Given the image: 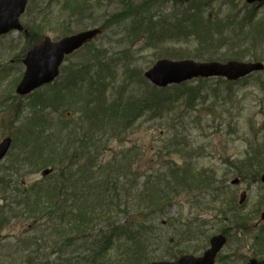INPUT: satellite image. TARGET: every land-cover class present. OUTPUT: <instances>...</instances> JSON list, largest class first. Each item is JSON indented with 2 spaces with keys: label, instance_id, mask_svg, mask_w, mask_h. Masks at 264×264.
I'll return each mask as SVG.
<instances>
[{
  "label": "rangeland",
  "instance_id": "1",
  "mask_svg": "<svg viewBox=\"0 0 264 264\" xmlns=\"http://www.w3.org/2000/svg\"><path fill=\"white\" fill-rule=\"evenodd\" d=\"M131 1L94 0V8L82 18L70 15L67 5L63 8L64 0H29L21 18L29 29L28 35L12 31L0 36V141L6 136L13 138L11 150L0 164V177L11 174L27 186L41 181L44 168L37 170L36 161L44 137L51 136L54 142L53 134H61L59 142L62 143L66 134L76 130L78 136L91 141V155L98 156L101 161L111 159L122 149L127 152L138 146L135 152L140 153L141 161L133 165L131 172L140 176L141 184L161 164L159 155L172 158L179 165L184 157L196 170L213 174L218 188L203 192L200 197L182 196L177 204L165 210L157 219L150 259L171 260L166 252L167 247L174 245L180 246L178 250L184 252L182 255H202L210 246L211 236L227 232L228 242L217 264H247L251 258L264 260V221L261 219L264 184L257 182L254 168L244 176L235 170L254 154L255 149L264 151V71L254 73L231 88L215 79L203 84L194 82L202 90L194 101L187 102V95L178 99L172 93L174 99L170 108L166 106L164 111L149 109L125 133H120L121 130L111 123L92 126L90 121L80 122L81 117L86 119L81 112L84 102L76 103L81 97L78 99L75 91L71 93L65 88L69 67L83 66L82 73L90 71L94 77L101 72L105 80L103 88L109 95L116 96L121 86L128 93L139 95L143 92L142 82L151 85L144 73L161 58L264 62V3L248 4L245 0ZM134 9L140 13L127 18L121 16L123 11L130 14L129 10ZM111 15L119 16L108 22ZM138 21L145 24L139 33V30L133 31ZM105 23L109 24L99 37L66 60L54 83L26 96L16 93L26 69L23 59L34 44L46 36L58 40ZM32 28L38 31L33 32ZM94 90L92 98L99 92L98 86ZM57 92H60L59 98ZM154 113L157 117L152 119ZM64 121L67 123L62 125ZM75 147L77 143L70 149ZM178 148H183L184 152L177 153ZM28 154L22 168L25 174L18 178L10 168ZM131 155L134 156L128 154L129 161H133ZM259 156L264 159V152ZM235 178L241 179L239 184H232ZM244 190L248 197L239 205ZM3 203V195H0V204ZM230 204L241 217L250 218L241 228L235 226L228 212ZM225 210L226 216L222 214ZM10 216L12 220L0 227V264H26L21 246L16 249V245H19L20 233L30 223L23 217L16 219L7 215ZM196 217L203 223L201 230L210 233L207 240L202 235L195 240L185 239L183 225ZM178 232H181L179 238L176 237ZM179 239L182 242L178 243ZM50 258L55 260L57 253H52Z\"/></svg>",
  "mask_w": 264,
  "mask_h": 264
},
{
  "label": "trees",
  "instance_id": "2",
  "mask_svg": "<svg viewBox=\"0 0 264 264\" xmlns=\"http://www.w3.org/2000/svg\"><path fill=\"white\" fill-rule=\"evenodd\" d=\"M130 3L134 6L132 1ZM65 5L66 9L71 10L70 15L84 18L94 8L95 2L64 0L63 8ZM129 11L130 14L123 11L121 16L127 18L140 13L135 9ZM118 16L111 15L108 22L115 21ZM108 24L105 23L102 28ZM141 25V22H136L133 30L141 29ZM35 30L38 31V28ZM67 71L69 80L65 88L71 93L75 91L78 99L81 97L75 100L76 103L84 102L81 112L87 120L81 117L80 122L90 121L92 126L111 123L121 130L120 133L134 126L149 109L164 111L166 106L170 108L174 99L172 96L179 99L187 95V102L194 101L202 90L200 85L195 86L193 83L197 81L203 84L214 80L198 79L165 89L147 86L142 82L145 90L139 95L125 92L121 86L114 96L103 88L105 80L101 72H97L95 77L90 71L83 74V66ZM216 80L232 87V83L221 78ZM95 86H98L99 92L92 98ZM60 92H57V98ZM172 93L174 95L171 96ZM61 97L64 98V95ZM156 117L154 113L151 118ZM76 131L66 134L62 143L59 142L61 134H53L54 142L51 136L44 137L37 151L36 169L51 167L54 171L41 181L27 186L11 174L0 177V195H3L5 202L0 204V227L3 228L12 220L7 215L29 221L30 224L25 226L17 239L19 245H16V249L21 246L26 264H150L156 259H150L149 256L153 254L151 248L155 246L152 241L155 238L154 231L158 228L157 219L165 214L170 205L177 204L182 196L200 197L203 192L214 191L215 177L205 170H196L184 157L183 163L179 165L177 161L163 158L161 154V164L141 184L140 176L131 172L133 165L141 161L140 153L135 152L138 146L127 152L122 149L111 159L101 161L98 156L91 155V141L87 138L84 140ZM73 139L74 142H71ZM75 143L77 147L70 149ZM257 151L252 158L237 166L238 175L251 173L253 168L256 175L264 172V159L259 156L264 151L260 148ZM176 152L182 154L184 149L178 148ZM127 153L134 154L131 155L133 161H129ZM28 156L24 155L21 161L10 168L18 178L25 174L22 168ZM228 212L232 214L233 221L240 220L241 215L233 211L232 204ZM222 214L228 215L226 210ZM190 220L182 224L185 226V239L195 240L202 235L207 240L210 234L201 230L203 223L197 217ZM180 234L178 232L176 237L179 238ZM180 242L181 239L178 240ZM176 246L167 247L168 257L177 258L184 253L178 250L180 246ZM175 248L177 251H173ZM52 253H57L55 260L50 258Z\"/></svg>",
  "mask_w": 264,
  "mask_h": 264
},
{
  "label": "water",
  "instance_id": "3",
  "mask_svg": "<svg viewBox=\"0 0 264 264\" xmlns=\"http://www.w3.org/2000/svg\"><path fill=\"white\" fill-rule=\"evenodd\" d=\"M248 1L254 2L256 0ZM27 2L28 0H0V35L13 29H23L20 16L24 13ZM100 31L98 28L83 31L56 42L50 37H46L40 44L35 45L23 60L26 65V72L17 87V93L27 95L42 85L53 82L59 75L60 65L65 56L81 48L86 42L96 37ZM262 69H264L262 63L238 61L199 63L194 60L172 61L163 59L158 61L146 73V76L157 86L164 87L198 77L220 76L229 80H237L253 71ZM11 144V137H6L0 143V162L7 154ZM262 180L264 182V175ZM237 182L238 180L234 181V183ZM246 197V192L242 193L241 204L244 203ZM262 217L264 218V214ZM226 241L227 239L223 235H217L212 238L210 249L201 257L186 255L174 262H156L153 264H214L217 254ZM250 264H264V261L252 259Z\"/></svg>",
  "mask_w": 264,
  "mask_h": 264
}]
</instances>
